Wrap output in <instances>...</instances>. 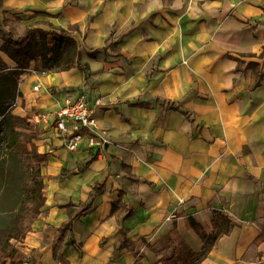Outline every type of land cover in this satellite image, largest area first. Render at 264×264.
<instances>
[{
	"label": "crops",
	"instance_id": "1",
	"mask_svg": "<svg viewBox=\"0 0 264 264\" xmlns=\"http://www.w3.org/2000/svg\"><path fill=\"white\" fill-rule=\"evenodd\" d=\"M43 11L76 26L88 71L32 61L38 95L18 115L86 85L108 143L67 150L52 118L35 124L45 206L22 264H162L147 245L173 230L200 252L189 217L211 234L218 215L234 225L200 264H264V0H0V19Z\"/></svg>",
	"mask_w": 264,
	"mask_h": 264
},
{
	"label": "trees",
	"instance_id": "2",
	"mask_svg": "<svg viewBox=\"0 0 264 264\" xmlns=\"http://www.w3.org/2000/svg\"><path fill=\"white\" fill-rule=\"evenodd\" d=\"M4 20L0 19L3 40L0 51L16 63V68H10L0 57V264H22L29 257L22 252L20 244L45 206L41 168L47 165L48 157L39 152L34 143L40 134L38 128L25 116L12 112L16 99L22 96L16 76L18 71L27 69L36 60H40L42 68L50 71L77 67L84 72L85 78L88 65L79 61V46L70 27L64 29L48 23L46 29L30 25L16 37L12 30L3 28ZM259 57H264V48ZM93 191L98 192V189ZM116 206L113 204L111 210L114 211ZM189 222L205 243L204 248L200 252L194 251L171 230L154 244L147 245L159 256L162 264H200L215 240L228 234L234 225L229 218L218 215L214 219V232L207 234L192 217ZM70 223L71 219L65 226Z\"/></svg>",
	"mask_w": 264,
	"mask_h": 264
},
{
	"label": "built area",
	"instance_id": "3",
	"mask_svg": "<svg viewBox=\"0 0 264 264\" xmlns=\"http://www.w3.org/2000/svg\"><path fill=\"white\" fill-rule=\"evenodd\" d=\"M29 72L36 76L38 73L44 75L46 69L32 67ZM39 89L38 83L32 86L33 92ZM103 104L101 96L84 85L76 95L58 101L55 109L32 114L29 121L38 124L52 118L54 131L61 137L67 150L76 149L84 141L89 149L101 152L108 143L107 129L98 125L95 110Z\"/></svg>",
	"mask_w": 264,
	"mask_h": 264
},
{
	"label": "rangeland",
	"instance_id": "4",
	"mask_svg": "<svg viewBox=\"0 0 264 264\" xmlns=\"http://www.w3.org/2000/svg\"><path fill=\"white\" fill-rule=\"evenodd\" d=\"M28 14H29L28 16L23 15V17H20V16L3 17L6 19L3 22V26H4L3 28L5 30L6 29L12 30L15 36H21L24 33L25 28L30 25L40 26L42 28L47 29L49 28L48 23L52 22V15L49 12L43 11V12H33V13H28ZM69 27L73 30L76 28V26L74 25L69 26ZM38 75H41V74L38 73ZM16 78L18 82V88L22 92V96L16 99L13 105V108H12V112L14 110L13 113L18 115V113H23V111L26 109L27 104L30 102V98L32 97V99H35L38 93L30 94L31 93L30 92L31 83L34 77L32 76L28 77L27 74L23 75V71H18ZM26 79H29V81L27 83L28 89L26 88L24 89V92L27 93V95L25 96V94L23 93V88H24L23 82H25ZM31 116H32V112L30 114L27 113L25 115V117L27 118V121L35 127V124L29 121V118Z\"/></svg>",
	"mask_w": 264,
	"mask_h": 264
},
{
	"label": "bare ground",
	"instance_id": "5",
	"mask_svg": "<svg viewBox=\"0 0 264 264\" xmlns=\"http://www.w3.org/2000/svg\"><path fill=\"white\" fill-rule=\"evenodd\" d=\"M4 58H5V60H6V61H8V62H9V59H8L7 57H4Z\"/></svg>",
	"mask_w": 264,
	"mask_h": 264
}]
</instances>
